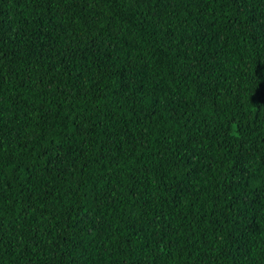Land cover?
I'll return each instance as SVG.
<instances>
[{
	"label": "trees",
	"instance_id": "16d2710c",
	"mask_svg": "<svg viewBox=\"0 0 264 264\" xmlns=\"http://www.w3.org/2000/svg\"><path fill=\"white\" fill-rule=\"evenodd\" d=\"M0 264H264V0H0Z\"/></svg>",
	"mask_w": 264,
	"mask_h": 264
}]
</instances>
